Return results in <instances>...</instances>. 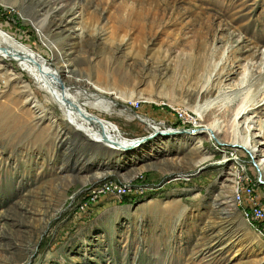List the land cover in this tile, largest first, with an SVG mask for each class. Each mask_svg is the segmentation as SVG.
Returning <instances> with one entry per match:
<instances>
[{
	"label": "rangeland",
	"instance_id": "374dc122",
	"mask_svg": "<svg viewBox=\"0 0 264 264\" xmlns=\"http://www.w3.org/2000/svg\"><path fill=\"white\" fill-rule=\"evenodd\" d=\"M0 30L60 75L0 59V264H264L237 201L264 209V0H0ZM41 85L127 145L180 111L196 134L111 151Z\"/></svg>",
	"mask_w": 264,
	"mask_h": 264
},
{
	"label": "bare ground",
	"instance_id": "6f19581e",
	"mask_svg": "<svg viewBox=\"0 0 264 264\" xmlns=\"http://www.w3.org/2000/svg\"><path fill=\"white\" fill-rule=\"evenodd\" d=\"M66 18V17H65ZM72 21L70 19L65 20L64 17L59 21L58 24V30H61V33L64 32L67 28H70ZM2 45L4 46V49L2 48ZM9 58L12 61L16 62L22 70H29V73L33 75V77L40 79L45 77L50 82H59V72L51 73L49 72L41 63V59L39 55L36 53L28 50L23 45L16 43L8 34H6L4 31L0 30V59H6ZM66 64V63H65ZM69 65V63H68ZM64 73V72H63ZM66 73V72H65ZM67 73L72 74L73 71L69 70ZM41 88L45 89V91H48L51 97L59 98L64 103V109L66 110V113L68 116L72 117L71 120L72 123L75 124V121H79L83 126L88 128L86 140L91 141L93 140L92 133L96 132L100 135L101 139L98 140L100 144H106L104 146L106 147H124L128 146L124 141H119L115 138L116 129L108 125L107 123L103 121H98L97 119L93 118L90 115H87L84 111L79 109L78 103L76 101H71L68 93H66L65 89H59V88H53L52 90L45 88L43 85H41ZM99 100V99H98ZM95 100L94 103H90L89 100L86 101L85 106H90L93 108H99L104 111H109V107H105L104 101H98ZM173 105V104H172ZM241 110H239L240 112ZM243 143V142H242ZM109 145V146H107ZM245 149L251 152L253 154L254 152L249 149V146L247 144L243 145ZM220 243V241H219ZM218 243V244H219ZM217 242L210 244L208 247V252L213 251L214 254H217L215 252V249L218 246Z\"/></svg>",
	"mask_w": 264,
	"mask_h": 264
},
{
	"label": "built area",
	"instance_id": "2783aa9c",
	"mask_svg": "<svg viewBox=\"0 0 264 264\" xmlns=\"http://www.w3.org/2000/svg\"><path fill=\"white\" fill-rule=\"evenodd\" d=\"M2 84L0 82V91L2 89ZM137 108L138 105L135 104L133 106ZM135 120H140L139 116L134 117ZM175 123L173 125H167L165 122H152L150 124L151 132H168L175 130H185L186 127H192L194 125V121L192 117H190L184 111L176 112L175 114ZM132 190L126 184H114L112 182H104L98 185H94L90 188L89 198H91V202H95L100 197H126L128 194H131ZM242 194V197H241ZM248 196V200L244 199L243 196ZM251 191L250 189L241 188L237 193V201L238 203L246 210L244 212V217L246 221L252 220L250 227L254 229L255 233L264 239V209L259 206V204L254 200V198L250 197Z\"/></svg>",
	"mask_w": 264,
	"mask_h": 264
},
{
	"label": "water",
	"instance_id": "95a60500",
	"mask_svg": "<svg viewBox=\"0 0 264 264\" xmlns=\"http://www.w3.org/2000/svg\"><path fill=\"white\" fill-rule=\"evenodd\" d=\"M166 135V134H187V135H192V134H196V131H185V130H175V131H168V132H158V131H155L152 133V135H150L149 137H145V138H142V139H138V140H134L132 141L131 144H129L128 146L126 147H120V148H108L109 150L111 151H128V150H131V149H134L135 147L139 146L141 143L145 142L146 140H148L150 137L152 136H157V135ZM107 150V151H109Z\"/></svg>",
	"mask_w": 264,
	"mask_h": 264
}]
</instances>
